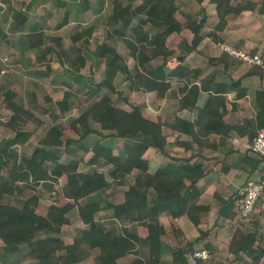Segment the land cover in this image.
Listing matches in <instances>:
<instances>
[{
	"label": "trees",
	"instance_id": "16d2710c",
	"mask_svg": "<svg viewBox=\"0 0 264 264\" xmlns=\"http://www.w3.org/2000/svg\"><path fill=\"white\" fill-rule=\"evenodd\" d=\"M211 1L217 7L219 27L229 13H237L244 8L256 9L258 5V2L249 0L239 4L233 0ZM260 2L258 10L264 13V0ZM186 4L184 0H142L139 5L133 6L114 0L109 16L113 32L109 38L123 40L136 64L129 67L115 45L109 42L97 44L93 48L94 53L102 57L106 75L104 79L88 84L87 96L81 100L86 102L95 95L99 98L67 124L50 125L29 155L20 153L15 146L27 143L33 134L28 128L29 121L34 117L33 109L17 98L18 93L14 90H6L3 96L0 93V108L9 113L7 119H0V122L13 131V135L0 144V237L4 241L5 252H16L21 243L28 242L30 257L38 258L42 264H51L54 257L61 255V249H64L62 253L67 255L70 262H76L89 255L92 247L98 246L100 253L96 257V264H119V257L139 253L137 245L141 237L134 230L140 224H147L149 234L145 239L150 244L149 255L145 259L137 256L129 264H151L160 259L161 234L167 233L164 223L159 219L160 214L176 218L187 215L195 225L201 222V213L206 205L197 202L202 194L198 183L206 172L203 162L193 159L203 157L195 151V144L203 145L207 139L194 132V125L197 124L198 130L201 129L202 118L206 113L210 116L209 124H212L215 116L210 112V106L202 108L200 117L194 123L181 118L174 122L156 121L145 115L142 105L133 104L131 109H126L111 96L112 92L122 95L114 82L119 72L125 75L131 89L156 90L159 96L164 94L165 80L169 75L165 66L174 52L167 46L166 40L171 32L183 27L176 13H182L186 20L192 19V14H197V11L186 10ZM141 13L145 17H138ZM203 21L204 18L198 23L196 20L189 22L195 36L187 50L197 45ZM149 22L161 30L151 34L145 28ZM184 52L179 56L180 61L185 58ZM157 58L161 59L159 64L147 66L149 61ZM70 61L76 72L86 65V58L81 56ZM182 68L187 71L184 77L190 70L184 66ZM196 87L188 90V94H195V100ZM187 88L188 82L182 91ZM71 95L70 91H66L64 97L55 102L61 110L69 109ZM215 98L211 94L210 100ZM181 100L188 99L185 97ZM33 107L41 108L36 99ZM244 121H247L244 127L248 129V137L252 141L259 129H264L263 101L256 115ZM171 133H177L173 139H170ZM182 133L191 134V137L182 138ZM93 137H96L95 140L90 142L89 139ZM121 140L122 145L118 143ZM116 145L119 147L117 151ZM177 147H181L183 152L176 154ZM150 148L167 156L173 153L175 162L152 171L147 156ZM90 151L93 154L86 160L85 154ZM248 151L250 147L242 152L240 158V162L250 165L248 179L255 177L251 175L257 171L264 176V159L251 156ZM65 154L69 157L66 158ZM84 161L92 164L93 169L82 170L80 165ZM230 167L228 165L224 170L228 171ZM4 170L8 172L6 175ZM128 175H132L133 180L124 192V200L115 202L111 199L115 191L109 189L126 183ZM55 184L59 185L61 195L69 200H53L45 213L38 212L42 190L47 185L50 187ZM26 189L32 192L25 195ZM219 192L216 190L215 195L218 196ZM9 197L15 198V202L7 200ZM241 197L239 188L227 197L222 196L218 215L233 219L237 215L235 207ZM75 207L81 219L90 224V228L72 243H65L57 234L62 225L69 221L67 214ZM97 214L111 215H108L105 224H97ZM174 229L178 234L182 233L178 227ZM41 231L56 235L37 237ZM262 238L258 227L241 231L238 237L230 240L229 249L236 257L244 253L252 259L253 264H259L264 257V246L260 243ZM203 239V231L195 239H180L179 243L184 242L187 247L175 248L172 251L173 261L176 264H190L187 253L194 252L195 244ZM205 246L212 251L211 243L206 242ZM197 264L201 262L198 260Z\"/></svg>",
	"mask_w": 264,
	"mask_h": 264
},
{
	"label": "crops",
	"instance_id": "0c3cea01",
	"mask_svg": "<svg viewBox=\"0 0 264 264\" xmlns=\"http://www.w3.org/2000/svg\"><path fill=\"white\" fill-rule=\"evenodd\" d=\"M103 1L0 0L1 95L3 96L6 90H14L18 93L17 98L23 100L27 107H29L28 100L32 101L31 105H33L36 99L42 110L51 115L54 113V109H58L60 112V106L55 102L61 100L66 91H70L72 94L70 107L66 111L61 110L60 115L66 116L68 110L78 107L79 112L73 115L74 117L78 116L82 109L93 100L98 99L99 96L95 95L86 102L81 100L82 97L87 96L86 91L89 89L87 85L104 79L106 75L104 61L101 56L94 53L93 48L95 47L92 46L97 22L100 21L98 15L103 9ZM113 1H111V8L105 17L106 38L102 42L115 45L117 51L125 57L127 64L132 68L136 64V60L130 54L125 42L109 38V34L113 32V25L109 21L113 10ZM121 1L124 4L131 3L133 6L142 2V0ZM184 1L191 7V9L185 7V9L189 12L197 11V14H192V19L186 20L182 13H176V17L182 22L183 27L179 31L171 32L166 40L167 46L174 52L165 66L169 75L165 80L164 94L159 96L156 90L131 89L129 81L121 72L116 75L114 82L117 89L122 92V98L117 92L111 93L116 103L126 109L131 108L123 105V102L127 100L125 87L135 93L144 92L147 95H154V116L145 112L148 106L146 101L139 104L143 106L145 115L156 121L174 122L177 118H181L194 123L200 117L202 108L207 106H210V112L215 116L212 124H209L210 116L206 113L202 118L203 127L199 130L198 125H194V132L201 135L203 139H207L203 145L195 144V151L201 153L203 157L199 156L193 159V161L197 159L199 162L202 161L203 170L206 172L198 183L202 194L198 197L197 202L206 205L201 213L202 220L198 225H195L187 215L176 218L168 214H160L159 219L164 223L167 233L161 234L160 259L151 264H176L172 258V251L178 246L187 247L184 242L180 244L179 240L195 239L201 231L204 232V239L195 244L194 252L205 249L209 252V257L206 259L200 256L189 257L194 252H188L190 264H197L198 260L201 264H227L230 256L233 264H250L252 259L249 256L241 253L236 257L229 249L230 241L226 245L221 240L224 227L219 226L221 225L220 218H230L219 216L218 210L221 205V197H227L234 191L228 194L227 190H223V187L226 188L233 183L236 187L232 188H243V185H240L242 180L235 182L233 176L235 175L238 179V175L241 173L247 175L246 180L248 179L250 165L240 162L242 152L248 150L251 144L248 129L244 127L247 121L245 122L244 119L247 120L256 115L261 101L264 104V65L244 62L223 51L219 43L230 42L235 47L259 53L264 57V13L258 10L261 5L260 0H249L258 2L256 9L244 8L240 12L229 13L219 27L217 24L220 18L214 2L211 0ZM246 1L248 0H233L235 4ZM90 16L94 17L89 20ZM138 17H145V14L141 13ZM138 17L135 18L134 23ZM202 18L204 21L199 30L197 45L191 50H187V47L193 44L195 36L193 29L188 24L191 20H196L198 23ZM145 28L151 34L159 29L152 22L147 23ZM116 36L118 37V35ZM183 51L186 52V55L180 61L179 56L183 55ZM78 56L86 58V65L76 72L70 59ZM130 59L133 61L132 65ZM160 62L161 59L157 58L149 61L147 66H156ZM86 66L89 67V73L83 70ZM182 66L190 70L189 74L184 77L183 75L187 71ZM101 67L103 68V77L97 79L94 73ZM186 82H188V88L183 92ZM118 83H122V87H118ZM23 86L25 87L22 89ZM193 86H197L194 90L197 95L196 100L195 94H188L189 88ZM61 88L63 89L62 93H60ZM73 91H77V95ZM78 94L84 96L80 97ZM211 94L216 97L214 100H210ZM29 97L31 98L29 99ZM185 97L188 100L182 101L181 98L185 99ZM47 101L52 105H47L45 103ZM34 110V117L31 120L36 121L38 109ZM74 117L69 116L68 118L70 120ZM30 130L34 135L35 131ZM176 134L171 133L170 139H173ZM181 137L189 138L191 134L182 133ZM177 151L176 154L183 152L181 147H177ZM88 154L89 156H87ZM92 154V151L86 153L85 159L88 160ZM172 154L167 156L150 148L147 151V156L150 160L151 170L155 171L158 167L175 162ZM248 154L255 156L250 151ZM81 164L89 169L92 167L90 170L93 169V165L86 161ZM228 165L231 167L225 171L224 169ZM80 168L90 171L88 168H82L81 165ZM257 172L251 176L259 177ZM130 182L127 180L126 183L109 189V191H115L111 199H114L115 202L123 201L124 192L128 189ZM222 185L224 186L222 187ZM216 190L221 192L218 196L215 195ZM121 191H123V195L118 200L116 194ZM206 195H210L209 199ZM67 200L69 199L64 197L62 200L61 198V201ZM260 200L263 201V196ZM75 208L77 209V207ZM108 215L111 214H97V224H105ZM67 216L69 221L62 225L57 236L65 243H72L84 230L90 228V224L85 223L79 214L73 217L68 213ZM209 221H213L212 223L215 225L207 226ZM174 227L181 229L182 233L175 232ZM134 231L141 237L137 245L139 253H128L119 257V264H129L137 256L145 259L149 255L150 244L145 239L149 234L147 224L138 225ZM49 234L56 235L41 231L37 237H46ZM206 242L211 243L212 251L205 246ZM3 246L4 241L0 237V250L2 251L0 252V264H42L38 258L29 256L30 244L28 242L21 243L20 249L13 253L5 252ZM63 250L61 249V255L52 259L51 264H96V257L100 253V248L95 246L90 249V254L83 260L70 262L67 255L62 253Z\"/></svg>",
	"mask_w": 264,
	"mask_h": 264
},
{
	"label": "rangeland",
	"instance_id": "374dc122",
	"mask_svg": "<svg viewBox=\"0 0 264 264\" xmlns=\"http://www.w3.org/2000/svg\"><path fill=\"white\" fill-rule=\"evenodd\" d=\"M111 1L112 0H104L103 3H102V8L103 9H102L101 12H99V15H98L100 21L97 22V27L95 29V33H94L93 40H92V42H93L92 46L93 47H95L96 44H98L99 42H102V40H104L106 38L105 34H106L107 26H106V23H105V17H106V14L109 12V10L111 8ZM68 2H70V0H68ZM185 7L187 9H191V7L189 5H187V4H186ZM93 17L94 16H90L88 18H89V20H91ZM228 43H230V42H228ZM129 61H130V64L132 65L133 64L132 59H130ZM83 70H84V72L89 73V67L88 66H86ZM94 74H95L97 79H101L103 77V68L101 67L99 69H96ZM68 79L71 80L70 78H68ZM24 87L25 86H23L22 89ZM118 87H122V83H118ZM124 91H125V95L127 96V100L123 102L124 106H126L127 108H132L133 104H139V103L142 104V102L146 101L148 106H147L145 112L148 113L151 116H154V113H155L154 105H153L154 104L153 102L155 101L154 100V98H155L154 95H147L144 92L135 93L133 90L129 89L128 87H125ZM62 92H63V89L61 88L60 89V93H62ZM73 92H74V94L76 93V95L78 93L77 91H73ZM79 96L82 97L84 95H79ZM30 98L31 97H29V99ZM121 98H122V96H121ZM28 101H29V108H32L34 110L33 105H31L32 101H30V100H28ZM45 103L47 105H52L48 101L45 102ZM3 112L5 113L6 116L7 115L9 116V113L7 111L5 112V110H3ZM78 112H79L78 107L77 108L76 107H72L70 110H68L66 112V116L60 115L61 110L59 112L58 109H54V113L50 115L48 112H45L44 110L39 108L37 110V118L38 119L36 121L35 120H31L28 123V128L33 129L35 131V134L34 135L32 134L33 135L32 138H30L27 143H25L23 145H17V146H15V148H17L20 153H22V154L24 153L26 155H29L32 152L33 148L38 143V140L41 137V135L48 129V127L50 125L57 124V123H65V124H67L69 122V118L68 117L69 116L74 117L73 115L78 114ZM7 117H6V119H7ZM12 135H13L12 129H10L7 125H4V124H2L0 122V144H3L4 143V139L5 138H9ZM95 138L96 137L90 138L89 139L90 142H93L95 140ZM122 142L123 141H120L121 145H122ZM115 143H117V141ZM115 148L118 150V148H119L118 145H116ZM65 156H66V158L69 157L66 154H65ZM87 156H89V154ZM81 166L84 169L88 168V170H90L92 168V167H90V169H89V167L84 166V164H81ZM7 173H8L7 170H4V174L6 175ZM257 175L260 176L261 174L258 173ZM246 176L247 175H243V174L240 173L238 175V179H237L235 177V175H234L233 176V181L237 182L238 180H242L240 185H243V183L246 181ZM127 178H128V181H132L133 180V176L132 175H128ZM61 180H62V182L64 181V179H61ZM21 184L25 185L24 182H22ZM223 186L224 185H222V187ZM234 186L235 185L233 183L229 184L226 188L223 187V190L224 191L227 190V193L230 194L233 190L235 191V189L236 190L238 189V188H232ZM239 189L241 190V188H239ZM25 192L26 193H24V194L28 195L30 192H32V190L26 189ZM122 195H123V191L119 192L118 194H116V199L120 200ZM261 196H263V201L259 200L256 210L254 212H252L250 215L242 216V215H240V213L238 211H236L237 215L233 219H226V218L224 219V218H220L219 217L220 221H221V223H220L221 225H219V226L220 227H224V230H222L223 234H222L221 240L223 242H225L226 245L228 244V242L232 238L238 237L241 231L254 230V229H256L258 227V230L260 232H262V234H263V238L261 239V242H260V239H259V242L264 246V191H263ZM13 197H15V196H13ZM206 197H207V199H209L210 195H206ZM61 198L63 200L64 197L61 195V191H60V188H59L58 184H55L54 186H50V187L47 185V187L44 188L42 190V192H41V201H40V204H39V206L37 208V211L40 212V213H45L46 210H47L48 204H50L53 200H59L60 201ZM7 200L15 202V198H12V197H9V199H7ZM235 210H236V207H235ZM69 214H72L73 217L77 216V214H79L78 209L74 208L73 210H71L69 212ZM73 214H75V215H73ZM214 214H216V213H214ZM212 222L213 221L207 222V226L209 225V226L213 227L215 224L213 225ZM0 252H2V251L0 250ZM243 255H245V254L243 253ZM244 258H245V256H244ZM233 259H234V257H233ZM249 263L253 264L252 260H250ZM227 264H233L231 256L228 258V263ZM259 264H264V257L261 259Z\"/></svg>",
	"mask_w": 264,
	"mask_h": 264
},
{
	"label": "built area",
	"instance_id": "2783aa9c",
	"mask_svg": "<svg viewBox=\"0 0 264 264\" xmlns=\"http://www.w3.org/2000/svg\"><path fill=\"white\" fill-rule=\"evenodd\" d=\"M1 39V36H0ZM219 46L223 51L243 60L250 64L264 65V57L259 53L252 52L250 50L235 47L231 43L221 42ZM6 115L0 108V119H6ZM250 152L264 159V129H259L258 133L254 136L250 144ZM264 191V176L251 177L246 181V184L241 189L242 197L238 200L236 205V211L242 216H248L254 212L257 208L258 202ZM200 256L203 258L209 257V252L205 249L196 250L189 257Z\"/></svg>",
	"mask_w": 264,
	"mask_h": 264
}]
</instances>
